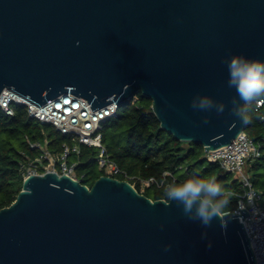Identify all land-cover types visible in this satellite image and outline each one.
Segmentation results:
<instances>
[{
    "label": "water",
    "instance_id": "95a60500",
    "mask_svg": "<svg viewBox=\"0 0 264 264\" xmlns=\"http://www.w3.org/2000/svg\"><path fill=\"white\" fill-rule=\"evenodd\" d=\"M237 54L264 60V0H0V96L71 93L96 110L141 93L164 130L206 152L246 127L227 85ZM204 98L212 108L194 110ZM163 199L105 174L92 186L32 174L0 209V264H254L239 224L224 234L214 221L202 238Z\"/></svg>",
    "mask_w": 264,
    "mask_h": 264
},
{
    "label": "trees",
    "instance_id": "16d2710c",
    "mask_svg": "<svg viewBox=\"0 0 264 264\" xmlns=\"http://www.w3.org/2000/svg\"><path fill=\"white\" fill-rule=\"evenodd\" d=\"M118 108L117 114L103 124V142L111 158L124 171L117 177L127 180L137 190L152 199H163V191L173 181H182L190 176L216 177L230 193L238 199L242 191L240 181L225 172L216 162L206 158L203 144L176 139L164 130L158 120L152 99L143 94ZM14 114H6L0 107V209L11 205L22 190L24 168L30 160L40 155L31 143L41 142L58 157L64 143L72 144L67 134L61 133L50 124H42L29 115L24 105L13 104ZM251 123L245 131L260 147L261 155L248 166L256 187L264 192V105L257 106L253 100L244 105ZM98 150L81 145V152L73 154L71 160H78V175H85L83 182L92 186L104 174L97 162ZM59 168V165H58ZM60 171V170H59ZM139 178H154L164 182L159 188L153 184L142 189ZM235 202V201H234Z\"/></svg>",
    "mask_w": 264,
    "mask_h": 264
},
{
    "label": "built area",
    "instance_id": "2783aa9c",
    "mask_svg": "<svg viewBox=\"0 0 264 264\" xmlns=\"http://www.w3.org/2000/svg\"><path fill=\"white\" fill-rule=\"evenodd\" d=\"M137 99L136 95L132 101L135 102ZM14 103L24 105L30 116L36 118L42 124L54 126L61 133L69 135L72 141V144L64 143L63 152L58 157H55L45 144L41 142L31 143L32 148L40 150V155L34 160H30L29 164L24 168V179L32 174L56 171L60 174H67L84 183L85 175L82 174L80 176L76 173L79 161L71 160L73 154L81 152V145L97 148L98 166L104 171L105 175L118 178V175L124 173L120 166L111 158L103 142V124L117 114L119 108L117 103L113 102L106 107L94 110L88 100L68 93L39 105L13 90L6 89L0 96V107L6 114L13 115L14 109L12 105ZM256 105L261 106L257 103ZM260 155V147L245 130L230 144L206 152V158L209 161L218 163L223 171L231 173L238 178L242 188V191L237 194L238 199L251 189L257 192L261 199L264 200L263 190L256 187L248 172V166ZM125 176L127 180L133 179L128 174H125ZM137 181L140 182L142 189L153 184H156L159 188L164 187V182H158L154 178H139Z\"/></svg>",
    "mask_w": 264,
    "mask_h": 264
},
{
    "label": "clouds",
    "instance_id": "9594fccd",
    "mask_svg": "<svg viewBox=\"0 0 264 264\" xmlns=\"http://www.w3.org/2000/svg\"><path fill=\"white\" fill-rule=\"evenodd\" d=\"M227 69L228 87H234L245 104L255 100L257 104L264 105V60L247 59L243 54H237L231 57ZM212 106L207 98L201 99L198 106L192 105L194 110L198 107L201 111L210 110ZM246 112L247 109L242 107L232 113L243 126L251 123ZM223 113L224 105L221 104L216 109V115ZM203 123H209V117H204ZM163 195V205L170 207L175 203L186 220L199 223L205 229L202 238L207 236L206 230L214 221L219 223L224 234H227L229 225L239 224L245 252H251L254 264H264V200L257 192L249 189L236 199L216 177L190 176L182 181H173ZM160 227L163 230L164 226ZM208 247H211V242ZM171 248V243L166 244L164 251L168 252Z\"/></svg>",
    "mask_w": 264,
    "mask_h": 264
},
{
    "label": "rangeland",
    "instance_id": "374dc122",
    "mask_svg": "<svg viewBox=\"0 0 264 264\" xmlns=\"http://www.w3.org/2000/svg\"><path fill=\"white\" fill-rule=\"evenodd\" d=\"M235 176V175H234Z\"/></svg>",
    "mask_w": 264,
    "mask_h": 264
}]
</instances>
